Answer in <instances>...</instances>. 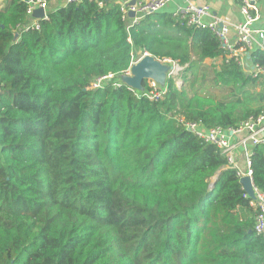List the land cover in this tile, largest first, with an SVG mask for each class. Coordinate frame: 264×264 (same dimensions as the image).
<instances>
[{
  "label": "trees",
  "instance_id": "1",
  "mask_svg": "<svg viewBox=\"0 0 264 264\" xmlns=\"http://www.w3.org/2000/svg\"><path fill=\"white\" fill-rule=\"evenodd\" d=\"M102 2L69 3L24 31L26 4L0 7V264H264L236 169L178 121L237 127L264 112V77L182 14L127 28ZM145 52L183 67L182 84L168 76L150 99L148 80L123 83ZM249 60L264 64V52ZM261 148L251 169L264 193Z\"/></svg>",
  "mask_w": 264,
  "mask_h": 264
},
{
  "label": "built area",
  "instance_id": "2",
  "mask_svg": "<svg viewBox=\"0 0 264 264\" xmlns=\"http://www.w3.org/2000/svg\"><path fill=\"white\" fill-rule=\"evenodd\" d=\"M26 4V21L22 24L18 30H38L40 28V21L48 20V5L47 0H22ZM80 0H65L64 5L69 3H76ZM99 6L103 5L102 0H94ZM133 4L130 5V2ZM172 0H120V11L122 18H128V12L131 11L135 15L130 18L131 26L139 21L138 14H151L156 13L163 9ZM241 4V13L243 15V21L237 24L229 25L224 23L219 17H214L209 24H205L201 21L203 16L209 15L208 6H194L192 4L185 7H181L174 13L183 15V19L188 25H197L201 27H208L220 40L222 47L227 53V58L234 59V61L240 66L246 73L252 77L262 76L264 77V64L252 63L250 59V53L253 50H260L264 52V27H254L253 23L259 19L258 16V0H237ZM3 4V3H2ZM0 4V7L2 6ZM35 9H42L43 14L41 17L34 15ZM58 9V8H57ZM55 11V10H52ZM129 19V18H128ZM233 31V40L230 39V32ZM18 35V33H17ZM147 52L143 53L146 54ZM143 56V55H142ZM162 62L168 63L171 68L167 73L168 76L175 78L177 83V73L183 68L176 62L170 59H163ZM128 70L125 72L127 74ZM113 77L112 73H108L102 77L97 78L92 84V88H97L101 85L104 79H110ZM150 90L145 93L150 99H158L163 96L166 91L165 86H160L153 80H148ZM178 121L184 125L187 131L193 133L196 137L200 138L204 142L212 143L216 145L221 153L225 156L227 164L236 169V174L239 180L242 177H248L250 181V190L252 196L248 195L245 191V195L251 198L250 204L255 208L254 216V230L263 237L264 241V193L258 188L252 180L251 169V155L252 149L248 147V143L252 145H264V112H260L256 116H250L247 119L239 123L237 127L223 128L220 126L205 127L201 123L188 121L184 118H178ZM245 132L241 138L234 141L232 135ZM240 147L245 149V169L240 170L236 166V154L240 151ZM242 185V184H241Z\"/></svg>",
  "mask_w": 264,
  "mask_h": 264
},
{
  "label": "crops",
  "instance_id": "3",
  "mask_svg": "<svg viewBox=\"0 0 264 264\" xmlns=\"http://www.w3.org/2000/svg\"><path fill=\"white\" fill-rule=\"evenodd\" d=\"M113 2L118 5V9L120 11V0H113ZM4 3V0H0V4ZM65 0H47L48 11L57 10V8H61L64 5ZM194 6H208L209 7V15L203 16L201 21L205 24H209L214 17H219L223 20L224 23L229 25L237 24L243 21V15L241 13V4L237 0H172L169 2L163 9L164 12L174 13L181 7H185L187 5ZM258 16L259 19L256 20L253 25L254 27L263 28L264 27V0H258ZM160 10V11H161ZM122 14V13H121ZM129 18V19H128ZM126 19V27L128 28V24L130 23V17L128 16ZM140 20V19H139ZM234 33L230 32V39L233 40ZM169 72V71H168ZM180 72V71H179ZM264 80V79H263ZM256 91H260L261 85H258L254 88ZM245 132H241L239 134L232 135V140L236 141L241 138ZM249 148L253 149L255 145L250 143L247 144ZM262 146V160L264 161V145ZM236 166L240 170L245 169V149L240 147V151L236 154Z\"/></svg>",
  "mask_w": 264,
  "mask_h": 264
},
{
  "label": "water",
  "instance_id": "4",
  "mask_svg": "<svg viewBox=\"0 0 264 264\" xmlns=\"http://www.w3.org/2000/svg\"><path fill=\"white\" fill-rule=\"evenodd\" d=\"M133 4V1L130 2V5ZM43 14L42 9H35L34 15L36 17H41ZM134 13L129 11L128 16L130 18L134 17ZM140 17L145 16V14H138ZM171 66L168 63L162 62L159 59H156L152 55L146 53L141 56V58L132 63L129 67L127 74L120 75V79L123 83L129 86L132 89L142 90L143 80H153L160 86L165 84L167 79V73L170 70ZM242 184L244 190L248 192L249 196H252L250 190V181L248 177H242L239 180Z\"/></svg>",
  "mask_w": 264,
  "mask_h": 264
},
{
  "label": "rangeland",
  "instance_id": "5",
  "mask_svg": "<svg viewBox=\"0 0 264 264\" xmlns=\"http://www.w3.org/2000/svg\"><path fill=\"white\" fill-rule=\"evenodd\" d=\"M1 1H2V0H1ZM173 79L175 80V78H173ZM176 79H177V83L180 82L179 85H178V87H179V86L182 84V82H183V80H182V78H181V76H180V72L177 73ZM211 91H212V94L216 95V92H215L216 90L212 89ZM219 94H220V93H217V96H218Z\"/></svg>",
  "mask_w": 264,
  "mask_h": 264
}]
</instances>
